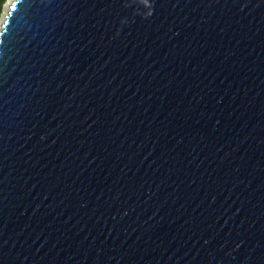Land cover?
Wrapping results in <instances>:
<instances>
[{
    "label": "water",
    "instance_id": "1",
    "mask_svg": "<svg viewBox=\"0 0 264 264\" xmlns=\"http://www.w3.org/2000/svg\"><path fill=\"white\" fill-rule=\"evenodd\" d=\"M15 3L0 264H264V0Z\"/></svg>",
    "mask_w": 264,
    "mask_h": 264
},
{
    "label": "bare ground",
    "instance_id": "2",
    "mask_svg": "<svg viewBox=\"0 0 264 264\" xmlns=\"http://www.w3.org/2000/svg\"><path fill=\"white\" fill-rule=\"evenodd\" d=\"M13 1L14 0H8L6 2V5L4 4L5 6L3 8L2 16L0 18V30H2V25L4 24L8 14H9V11H10V8H11Z\"/></svg>",
    "mask_w": 264,
    "mask_h": 264
},
{
    "label": "snow or ice",
    "instance_id": "3",
    "mask_svg": "<svg viewBox=\"0 0 264 264\" xmlns=\"http://www.w3.org/2000/svg\"><path fill=\"white\" fill-rule=\"evenodd\" d=\"M17 5L16 3L11 5V11L14 13L16 11ZM0 11H2V7H0ZM13 20L12 17L9 16L7 18V22L3 25L2 30H0V35H7L6 31H3V29H7L10 27V25L12 24ZM0 127H2V125H0Z\"/></svg>",
    "mask_w": 264,
    "mask_h": 264
},
{
    "label": "clouds",
    "instance_id": "4",
    "mask_svg": "<svg viewBox=\"0 0 264 264\" xmlns=\"http://www.w3.org/2000/svg\"><path fill=\"white\" fill-rule=\"evenodd\" d=\"M3 6H4V0H0V7L3 8Z\"/></svg>",
    "mask_w": 264,
    "mask_h": 264
},
{
    "label": "trees",
    "instance_id": "5",
    "mask_svg": "<svg viewBox=\"0 0 264 264\" xmlns=\"http://www.w3.org/2000/svg\"><path fill=\"white\" fill-rule=\"evenodd\" d=\"M5 2H6V0H4V4H6ZM1 12H2V11H0V15H2Z\"/></svg>",
    "mask_w": 264,
    "mask_h": 264
},
{
    "label": "rangeland",
    "instance_id": "6",
    "mask_svg": "<svg viewBox=\"0 0 264 264\" xmlns=\"http://www.w3.org/2000/svg\"><path fill=\"white\" fill-rule=\"evenodd\" d=\"M7 1H8V0H7ZM5 5H6V4H5ZM5 5H4V6H5ZM3 8H4V7H3ZM2 12H3V11H2ZM1 16H2V15H1Z\"/></svg>",
    "mask_w": 264,
    "mask_h": 264
}]
</instances>
